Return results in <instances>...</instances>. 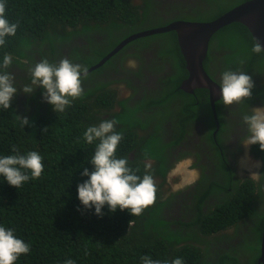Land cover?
I'll return each mask as SVG.
<instances>
[{"label": "trees", "instance_id": "16d2710c", "mask_svg": "<svg viewBox=\"0 0 264 264\" xmlns=\"http://www.w3.org/2000/svg\"><path fill=\"white\" fill-rule=\"evenodd\" d=\"M144 1L140 12L133 0H0V264H257L264 207L251 176L232 179L225 162V180L204 188L197 214L188 221L168 214L174 194L164 195L163 152L183 139V130L174 140L161 139L159 148L152 130L164 128L168 118L157 125L156 116L145 123L136 113L163 108L175 95L185 97L186 110L202 106L211 112L206 88L195 95L179 88L188 72L176 33L139 38L123 49L152 44L172 57L171 74L159 80L165 84L160 96L142 97L132 106L118 102L124 79L103 85L89 80L121 61L123 53H116L102 68L86 72L137 27L163 20L158 9L168 5ZM244 1L215 0L209 10L178 6L175 19L211 21ZM94 31L107 39L71 45ZM203 67L211 79L221 77L225 103L235 112L264 101V85L255 75L264 79V50L241 23L214 33ZM236 70L242 83L251 77L256 82L242 99H232L240 92V78L230 79ZM112 120L121 126L110 127ZM134 127L152 134L144 142ZM260 141L252 146L257 155L264 147ZM152 159L159 162L155 176L146 163ZM216 192L225 197L201 211L203 200ZM216 233L204 242L199 236ZM224 239L220 253L214 245Z\"/></svg>", "mask_w": 264, "mask_h": 264}, {"label": "flooded vegetation", "instance_id": "af4514ba", "mask_svg": "<svg viewBox=\"0 0 264 264\" xmlns=\"http://www.w3.org/2000/svg\"><path fill=\"white\" fill-rule=\"evenodd\" d=\"M133 1L135 6L138 7L139 11L145 5L144 0ZM157 1L163 5L165 2L168 3L167 9L162 10L160 6V9H158L159 12L157 13V17L160 16L163 18L164 25L173 21H188L184 19H175V16L178 15V6L182 7V9H185L186 11H190L191 7L200 4L203 9L209 10L215 2V0H201L200 2H198V0ZM166 10H171L172 13H167L165 12ZM89 33L87 36H78L74 39V42L71 45L75 43V40L76 42L81 40L83 45H86L88 43L86 38L89 39L93 45L102 41L103 39L104 41L107 39L106 35L102 34L101 32L94 31L93 34L92 32ZM124 48L125 47L117 52L118 55L123 53L121 55V61L115 62V67L112 68H102L105 64L104 63L101 67H99L102 68L103 72L99 75H92V77L89 78L90 82H92V84L100 85L111 82L116 84L114 80L124 79L125 81L118 83V99L120 100L118 102H121L122 100L125 101L124 104H129L132 106H134L135 102L142 97L147 98L150 96H160L159 89L161 90L162 85L165 86V84L160 81L159 85V80L171 74V70L173 69L174 65L172 57L160 55L158 52V47L152 44L148 47H143L140 49H135L130 46L128 47V50H123ZM128 53H138L137 55L139 57L132 58L128 56ZM210 63L211 61H209L208 65H210L212 70L214 67L218 70L217 62L214 66L213 63H211L212 65ZM237 65H240L239 61L237 62ZM114 68L117 69L115 70ZM117 70L120 74L116 73ZM241 75L242 73L236 70L233 71L230 76V79L240 78L241 80L239 87L240 92L239 94L232 95V99L244 98L246 96V89L248 91L250 90V83H256L253 77H251V79H246L245 82L242 83ZM255 75L257 76L256 78L259 83L264 85V79L262 77H258L262 76V74L256 73ZM215 78L219 80L218 83L215 79V83L222 88L223 84L221 85V77L216 75ZM248 84L250 85L248 86ZM128 85L132 87H129ZM197 88L204 87H195L193 88L192 93H186L195 95L194 90ZM221 98L223 100L221 103H219V108L215 109V111H212L211 109V112L202 106L201 108L196 109V111L186 110L185 97L181 95H175L174 100L162 105L163 108L155 107L151 108L152 110L149 112L146 111V113L143 111H137L136 113L138 118L145 123L149 121L148 119L150 115L156 116L157 118L153 117V122L157 125H161L162 116H166L168 118L167 120L163 121L164 128H156L152 130L153 135L159 136V148L163 147L160 144L161 139L164 142L174 140L173 136L178 137L181 130H183V139L177 144L166 147L163 152L165 158L163 161L161 160L163 163H165L164 169L167 170L165 182L167 177L173 172L179 175L181 172H187L186 169H188L191 170L192 173H190L188 176L185 175L186 178H189V184L184 185L187 187V190L179 192L178 197L180 202L174 201L173 204L171 203V213L177 212L179 210L184 211V207L188 205L190 216L191 213H193V215L197 214L199 211L198 197L201 196L204 188H206L212 181L221 182L225 180V162L229 168V176L232 179L241 181L244 180V178L251 176L250 178L257 182L258 189L261 191L262 195L260 204L262 207H264V147L258 155L252 150V146L254 144H257V142L260 140V142H263L264 140V101L261 103V101L257 100V103H249L250 105L246 109V112H241L239 109H236L235 112L231 102L225 103V93L217 101L219 102ZM217 101H215V103ZM118 102H115L113 108L114 112L116 113L121 111V105H119ZM188 103H190V101H188ZM225 105L227 106L226 109ZM188 111L191 116L193 115V118H187L189 116ZM212 123L215 125L214 128L212 127ZM109 124L110 127L113 128L121 126V124L113 122V120L110 121ZM150 128H153L152 124H150ZM134 129L137 132L138 137H142V141L144 142L152 134L151 132H145V130L141 129L140 127H134ZM160 133L164 134V138L161 137ZM134 156V153H129L130 159ZM249 160H254L258 163L257 169H253V172H251L249 168ZM183 162L185 163L184 166L178 165ZM146 163L148 165V169H152V174L154 176L155 174L160 173L158 165L154 166V163H159L157 160L152 159L146 161ZM173 169L174 171H172ZM253 175L256 178H254ZM258 196H260V193H258ZM221 197H225V192H216L215 195L207 196V198L203 200L200 210L205 212L209 208L211 209L214 203H216ZM194 228L197 229L196 226H194ZM223 232L225 231H222V233ZM215 235H217V233L213 234L212 236H199L204 242ZM214 246L215 248H219L217 251L221 253L222 250H225V239L221 240L219 244ZM214 256L215 257H213V259H217L218 255L214 254Z\"/></svg>", "mask_w": 264, "mask_h": 264}, {"label": "water", "instance_id": "95a60500", "mask_svg": "<svg viewBox=\"0 0 264 264\" xmlns=\"http://www.w3.org/2000/svg\"><path fill=\"white\" fill-rule=\"evenodd\" d=\"M238 22L250 32L256 44L264 50V0H247L211 21H173L160 27L137 31L128 35L103 56L86 72L92 71L103 65L128 43L143 37L174 31L177 43L185 61L188 76L180 85V89L192 93L195 87H204L209 91V103L215 111V101L224 92L206 73L203 61L207 55L209 41L213 34L222 27ZM257 264H264V223L259 247Z\"/></svg>", "mask_w": 264, "mask_h": 264}, {"label": "rangeland", "instance_id": "374dc122", "mask_svg": "<svg viewBox=\"0 0 264 264\" xmlns=\"http://www.w3.org/2000/svg\"><path fill=\"white\" fill-rule=\"evenodd\" d=\"M166 5H168V3L167 2H165V4H164V7H166ZM163 23H164V20H157V21H155V22H151V23H149V24H145V25H142L141 26V28H139V27H137V29L138 30H140V29H144V30H147V28H155V27H160V26H162L163 25ZM137 30V31H138ZM136 31H134L133 33H135ZM132 34V33H131ZM117 39V37L116 36H114V38H113V40H116ZM76 43H78L79 45L81 44H83L82 43V41L81 40H79V41H77L76 42V40H75V44ZM32 73H30V75H31ZM35 76V75H34ZM32 78H34V77H32ZM36 83H39V80L38 81H33V82H31V84L32 85H34L35 86V84ZM31 86V85H30ZM51 92H54L53 90H51ZM27 97V96H26ZM25 97V98H26ZM179 166H184L185 165V163L183 162V163H181V164H178ZM257 166H258V163L257 162H255L254 160H249V168H250V170H251V172H253V169H257ZM187 170V172H181L179 175H177V174H175L174 172L173 173H171L168 177H167V181H166V183H165V185H164V189H165V193H164V195H166V196H169V195H171V194H174V197H173V199H174V201H178V202H180V199H179V192H182V191H186L187 189V187L186 186H184V185H186V184H189V178H186L185 177V175H190V173H191V170H188V169H186ZM172 171H174V169L172 170ZM255 173V172H254ZM192 174V173H191ZM255 175V174H254ZM253 175V176H254ZM175 178H177V179H175ZM254 178H256L255 176H254ZM176 182V183H175ZM174 206V205H173ZM172 207V206H171ZM171 207L169 208V210H168V214L172 217V218H174V219H176V220H181V221H188V219H189V217H190V212H189V210H188V208H189V206L187 205L186 207H184L185 209H184V211L183 210H179V211H177V212H174V213H171ZM186 210V211H185Z\"/></svg>", "mask_w": 264, "mask_h": 264}, {"label": "clouds", "instance_id": "9594fccd", "mask_svg": "<svg viewBox=\"0 0 264 264\" xmlns=\"http://www.w3.org/2000/svg\"><path fill=\"white\" fill-rule=\"evenodd\" d=\"M213 80V79H212ZM214 81V80H213ZM215 82V81H214Z\"/></svg>", "mask_w": 264, "mask_h": 264}]
</instances>
